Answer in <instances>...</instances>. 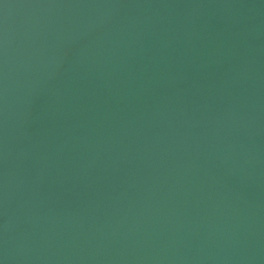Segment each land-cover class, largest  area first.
Returning <instances> with one entry per match:
<instances>
[{"label":"water","instance_id":"1","mask_svg":"<svg viewBox=\"0 0 264 264\" xmlns=\"http://www.w3.org/2000/svg\"><path fill=\"white\" fill-rule=\"evenodd\" d=\"M0 264H264V0H0Z\"/></svg>","mask_w":264,"mask_h":264}]
</instances>
